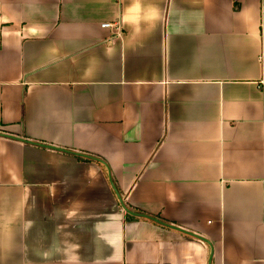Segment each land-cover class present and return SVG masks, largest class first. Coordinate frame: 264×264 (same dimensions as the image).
I'll return each instance as SVG.
<instances>
[{
  "label": "crops",
  "instance_id": "obj_1",
  "mask_svg": "<svg viewBox=\"0 0 264 264\" xmlns=\"http://www.w3.org/2000/svg\"><path fill=\"white\" fill-rule=\"evenodd\" d=\"M0 133V264H264V0H0Z\"/></svg>",
  "mask_w": 264,
  "mask_h": 264
},
{
  "label": "water",
  "instance_id": "obj_2",
  "mask_svg": "<svg viewBox=\"0 0 264 264\" xmlns=\"http://www.w3.org/2000/svg\"><path fill=\"white\" fill-rule=\"evenodd\" d=\"M0 135L6 136V137H10V138H13V139H17V140H21V141H25V142H28V143H31V144H38V145H41V146H46V147H49V148H53V149H57V150H63V151H66L65 149H61V148L54 147V146H51V145H43V144L36 143V142H33V141H28V140L22 139V138H20V137H16V136L9 135V134H5V133H0ZM67 152H68V151H67ZM75 154H77V155H83V156H85V157H89V158H94V157H91V156H89V155H85V154H81V153H75ZM94 159L103 162V161L100 160V159H97V158H94ZM110 182H111V186H112V188L114 189V191H115V193H116V195H117V197H118V199H119V202H120V204H121V206H122V209H123L124 211H126L127 213H129V214H131V215H134V216L145 217V218H149V219H152V220H154V221H157V222H162V221H160V220H158V219H156V218H154V217H151V216H149V215L141 214V213H137V212H134V211L130 210V209L126 206V204H125V202H124V199L122 198V196L120 195L119 191L117 190V188H116V186H115V184H114V182H113V180H112L111 175H110ZM162 223H163V222H162ZM164 224L167 225V226H170V227H172V228H174V229H177V230H179V231H182V232H184V233H187V234H189V235L195 236V237H197V238H199V239H201V240H203V241H205V242H208L207 239H205L203 236H200V235H198V234H196V233H193V232H191V231H187V230L182 229V228H180V227H177V226H175V225H171V224H167V223H164ZM211 258H212V257H210V260H211Z\"/></svg>",
  "mask_w": 264,
  "mask_h": 264
},
{
  "label": "trees",
  "instance_id": "obj_3",
  "mask_svg": "<svg viewBox=\"0 0 264 264\" xmlns=\"http://www.w3.org/2000/svg\"><path fill=\"white\" fill-rule=\"evenodd\" d=\"M79 159H84L83 157H80V156H77ZM127 207L131 210V208L127 205ZM125 215H126V217L128 218V219H134V218H136L135 216H133V215H131V214H129V213H125Z\"/></svg>",
  "mask_w": 264,
  "mask_h": 264
},
{
  "label": "built area",
  "instance_id": "obj_4",
  "mask_svg": "<svg viewBox=\"0 0 264 264\" xmlns=\"http://www.w3.org/2000/svg\"><path fill=\"white\" fill-rule=\"evenodd\" d=\"M111 25H113L112 23H104L102 24L103 27H110Z\"/></svg>",
  "mask_w": 264,
  "mask_h": 264
}]
</instances>
